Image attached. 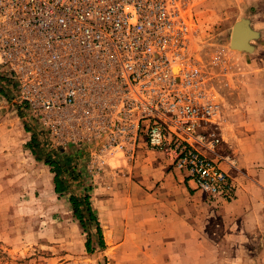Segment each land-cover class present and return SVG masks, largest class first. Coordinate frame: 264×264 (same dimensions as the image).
<instances>
[{
	"label": "rangeland",
	"instance_id": "rangeland-1",
	"mask_svg": "<svg viewBox=\"0 0 264 264\" xmlns=\"http://www.w3.org/2000/svg\"><path fill=\"white\" fill-rule=\"evenodd\" d=\"M184 1L192 28L188 60L203 71L205 90L218 106L216 126L222 139L226 130L234 128L241 145L255 132L251 142L256 153L251 157L258 163L255 170L262 171L264 0ZM243 20L257 33L250 41L251 51L231 48L233 28ZM0 77V264H198L195 251L183 250L187 245L182 220H169V242L160 243L152 232L149 199L133 190V183L142 186L139 181L145 176H155L157 171L150 168L152 162L160 161L157 155L104 153L110 142L105 133L99 139L97 131H89L88 125L69 112L34 110L21 98L5 67L0 66ZM33 136L36 155L29 146ZM222 145L217 155L229 157L238 167L239 156ZM143 147L155 151L146 144ZM155 152L175 169L167 154ZM48 154L52 161L58 156L74 158L72 166L81 179L73 182L71 192H55V174L46 164ZM62 178L71 183L68 177ZM85 195L90 197L97 221L91 222L82 207L83 224L75 217L69 198ZM205 209L200 227L215 230L222 223L209 220L211 208ZM201 253L209 258V252ZM258 253L264 259V251ZM217 255L234 264L246 257L232 250H220Z\"/></svg>",
	"mask_w": 264,
	"mask_h": 264
},
{
	"label": "built area",
	"instance_id": "built-area-1",
	"mask_svg": "<svg viewBox=\"0 0 264 264\" xmlns=\"http://www.w3.org/2000/svg\"><path fill=\"white\" fill-rule=\"evenodd\" d=\"M184 0H0V66L39 111L69 112L104 153L167 154L211 205L236 200L217 104L188 60ZM81 116V117H79ZM214 154L216 157L206 155Z\"/></svg>",
	"mask_w": 264,
	"mask_h": 264
},
{
	"label": "crops",
	"instance_id": "crops-1",
	"mask_svg": "<svg viewBox=\"0 0 264 264\" xmlns=\"http://www.w3.org/2000/svg\"><path fill=\"white\" fill-rule=\"evenodd\" d=\"M255 135V132L248 134V138L244 140L245 142L242 140L241 145L238 141L240 136L236 134L234 128L224 133L225 140L223 139L222 144L224 148L233 150L236 158L239 156L237 160L239 165L236 167L235 161V167L227 163L221 165L237 189L236 200L221 205L209 206L205 195L197 190L187 174L169 166L170 162H166L162 154L146 147L139 149L137 153L157 155L160 158V161L151 163L150 170L157 171L155 176L151 175V178L145 176L144 180L139 181L142 186L133 183V190L145 194L149 199L150 217L153 219L152 225L155 226L152 232L161 241L154 239L157 243L168 244L171 234L169 220L179 218L182 220L181 226L186 227L183 231L185 236L183 241L187 246L183 250L188 248L195 251L198 264H234L224 256L218 257L217 253L220 250L244 253L246 260L243 259L241 264L245 261V264H264L263 256L258 253L264 251V170L256 171L258 163L251 157L256 153L253 148L255 145L251 142ZM261 150L264 154L263 147ZM205 154L216 157L208 152ZM148 162L146 168H149ZM205 208H211L207 214L209 220L219 219L218 223H222L215 230L212 227H205V231L200 227ZM214 208L216 209L212 210ZM189 222L194 223L192 227L186 226ZM215 235H219V238L213 240L211 236ZM228 242H234V246L231 248V243ZM202 251L209 252V258L203 255Z\"/></svg>",
	"mask_w": 264,
	"mask_h": 264
},
{
	"label": "trees",
	"instance_id": "trees-1",
	"mask_svg": "<svg viewBox=\"0 0 264 264\" xmlns=\"http://www.w3.org/2000/svg\"><path fill=\"white\" fill-rule=\"evenodd\" d=\"M1 81V77H0ZM36 143V138L33 136L32 143L29 145L30 148H33V144ZM36 150L33 148V154L36 155ZM57 156V155H56ZM52 157L48 154L46 159V164L51 166L52 172L55 174L54 184H55V192L59 195L71 192L73 186V182H78L81 179L80 174H78L75 170V166H72V162L74 158L72 156L66 155L61 158L58 156L52 161ZM62 177H68L71 180V183L67 184ZM67 178V179H68ZM78 186H81L78 184ZM69 202L73 208L74 215L77 219L80 220L81 223L84 224V212L82 207H86V212L89 214V220L91 222L97 221V217L92 209L90 203V197L85 196H71L69 198ZM99 234L100 230H99ZM88 250H90V243L87 244Z\"/></svg>",
	"mask_w": 264,
	"mask_h": 264
},
{
	"label": "water",
	"instance_id": "water-1",
	"mask_svg": "<svg viewBox=\"0 0 264 264\" xmlns=\"http://www.w3.org/2000/svg\"><path fill=\"white\" fill-rule=\"evenodd\" d=\"M248 22L243 20L242 22L235 25L233 28V34L231 39V48L236 50H245V51H251L252 46L250 45V41L257 37V33L253 32L249 26ZM245 32V39L242 44L238 43L239 34Z\"/></svg>",
	"mask_w": 264,
	"mask_h": 264
},
{
	"label": "bare ground",
	"instance_id": "bare-ground-1",
	"mask_svg": "<svg viewBox=\"0 0 264 264\" xmlns=\"http://www.w3.org/2000/svg\"><path fill=\"white\" fill-rule=\"evenodd\" d=\"M245 37H246V36H245V32L242 31V33L239 34V38H238L239 40H238V43H239V44H242L243 41H244V39H245Z\"/></svg>",
	"mask_w": 264,
	"mask_h": 264
}]
</instances>
